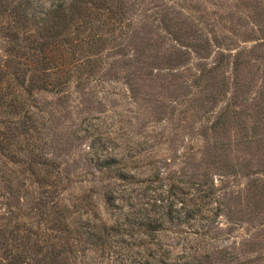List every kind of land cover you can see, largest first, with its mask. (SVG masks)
Listing matches in <instances>:
<instances>
[{
  "label": "rangeland",
  "instance_id": "rangeland-1",
  "mask_svg": "<svg viewBox=\"0 0 264 264\" xmlns=\"http://www.w3.org/2000/svg\"><path fill=\"white\" fill-rule=\"evenodd\" d=\"M69 1L33 0L35 22ZM103 2L75 19L79 39L101 37L97 53L78 49L93 63L70 66L52 43L23 62L47 78L19 87L0 73L17 106L0 102V260L264 264V0ZM8 46L0 34L1 69ZM24 113L34 129L8 140ZM32 154L50 166L28 169ZM111 157L132 183L93 166ZM114 187L117 209L103 197ZM102 223L118 231L100 247Z\"/></svg>",
  "mask_w": 264,
  "mask_h": 264
},
{
  "label": "trees",
  "instance_id": "trees-1",
  "mask_svg": "<svg viewBox=\"0 0 264 264\" xmlns=\"http://www.w3.org/2000/svg\"><path fill=\"white\" fill-rule=\"evenodd\" d=\"M103 1L105 0H71L67 3L60 2L47 9L43 13L42 19L39 22H35V12L32 9L33 0H0V34L1 37L7 39V43H9V46L7 47L5 68L1 69L0 67V73L2 70H5L6 75H8L13 83H16L19 87L24 85L25 77L27 75L29 77V84H34L33 82L39 78L40 74H43L44 77L47 76L45 75V72L47 70L49 71L50 68L45 66V68H43L45 71H41L39 65L28 66V64L23 62L28 60L32 61L34 60V57L39 58L40 55L46 54V45L52 43H59L63 47L65 54L70 56V66L73 65L74 67V63H77L78 61H85L84 65L87 66L90 62L93 63L94 61H91L89 57L84 58V60H78L77 55L82 52L78 49L81 45H86L88 53H97V49H99V38L101 37L95 39L92 33H89L88 39H79L78 36L80 35L81 26L75 21V19L78 21L84 12L83 9H85L88 5H92L94 8L99 10H108L109 8L105 7ZM31 27L34 32H29L32 31L30 29ZM84 30H86L85 27H83V31ZM16 48H18V50L15 51ZM42 58H45V56H42ZM91 69V67H88L79 70L82 74H84ZM63 73L65 75L64 79L59 77L57 74L55 80L51 81L53 86H46L44 89H49V87L52 90L59 89L63 82H67L66 78L69 74L66 72ZM10 93L13 94L14 92ZM29 93H31L30 88ZM1 101H3V104L7 107H17L14 105L15 100L11 97L9 98V94L3 93V90L0 88V102ZM30 120L31 118L28 117L27 113H24L17 125V133L15 134L14 130H10L3 133L4 137H7L8 140L15 141L17 135H29L31 130L34 129ZM12 124H14V126L16 125V123ZM27 143L28 148L29 146H33V142ZM30 160L31 161L27 163V165L28 169L32 171L37 165L46 167L50 166L49 162L43 159V155L39 156L32 154ZM93 166L99 171L113 172L116 178L125 186L132 183V179L134 178L131 174H128V172L124 170L126 166L121 164L120 160H117L115 157L97 160L95 163L93 162ZM46 172L48 174L52 173L48 170H46ZM170 188H172L173 193H179L181 191L179 187H176L173 184ZM193 190L196 192V195L192 196V217L193 215L199 213V208L201 209V207H196L199 205L196 200L198 196H200L199 193L201 189ZM103 197L105 205H107L108 208L113 209L118 208L116 206L118 201L124 200L122 191H119L116 187L107 190ZM200 197L202 198V196ZM67 209L68 208L65 207V210ZM161 225H163V223ZM100 226L99 227L103 230V234L101 236L99 234H94L93 239L95 242L93 245L102 247L108 237L107 231L110 229L111 231L117 232L118 229L117 227L106 228L105 223H102ZM3 244L4 243L0 239V245ZM5 259H7V262L0 260V264H31L28 257H24V255L20 252L18 255H15L10 259ZM57 261L58 260L53 257V263L51 264H55Z\"/></svg>",
  "mask_w": 264,
  "mask_h": 264
}]
</instances>
